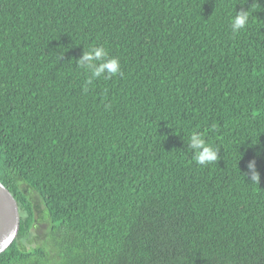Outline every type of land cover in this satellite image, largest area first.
<instances>
[{
  "label": "trees",
  "instance_id": "obj_1",
  "mask_svg": "<svg viewBox=\"0 0 264 264\" xmlns=\"http://www.w3.org/2000/svg\"><path fill=\"white\" fill-rule=\"evenodd\" d=\"M0 182V264H264V0H0Z\"/></svg>",
  "mask_w": 264,
  "mask_h": 264
},
{
  "label": "clouds",
  "instance_id": "obj_2",
  "mask_svg": "<svg viewBox=\"0 0 264 264\" xmlns=\"http://www.w3.org/2000/svg\"><path fill=\"white\" fill-rule=\"evenodd\" d=\"M246 3V0H242ZM250 11L241 10L236 12L231 19L232 32L239 33L248 25ZM79 66L90 72L87 79V84H91L94 79L104 77L110 79L116 75H122L120 60L116 57L109 58L108 52L103 45L93 46L85 51L78 61ZM189 147L195 151L194 159L197 164L206 166L218 161V148L206 143L205 138L198 132H193L189 137ZM248 172L244 173L245 177L250 175L251 183L259 184L260 174L256 170L255 160H252L247 165Z\"/></svg>",
  "mask_w": 264,
  "mask_h": 264
},
{
  "label": "water",
  "instance_id": "obj_3",
  "mask_svg": "<svg viewBox=\"0 0 264 264\" xmlns=\"http://www.w3.org/2000/svg\"><path fill=\"white\" fill-rule=\"evenodd\" d=\"M19 230L17 204L8 189L0 182V253L15 240Z\"/></svg>",
  "mask_w": 264,
  "mask_h": 264
}]
</instances>
